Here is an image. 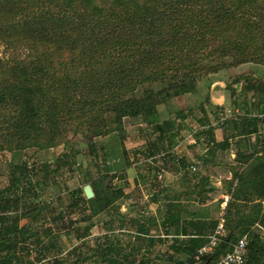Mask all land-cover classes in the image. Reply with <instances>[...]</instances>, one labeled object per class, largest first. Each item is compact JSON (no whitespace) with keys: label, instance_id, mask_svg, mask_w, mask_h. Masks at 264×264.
I'll use <instances>...</instances> for the list:
<instances>
[{"label":"trees","instance_id":"trees-1","mask_svg":"<svg viewBox=\"0 0 264 264\" xmlns=\"http://www.w3.org/2000/svg\"><path fill=\"white\" fill-rule=\"evenodd\" d=\"M0 46L5 49L0 54V151L12 153L11 184L0 191V253L6 252L0 264H19L15 248L22 241L33 239L39 252L49 249L33 220L49 208L40 191L63 199L54 178L64 166H74L83 153L78 165H87L89 155L97 169L85 182L92 185L93 198L80 186L68 203L53 210L55 220L65 222L63 228L79 241L91 233L93 217L125 194L103 182L110 176L126 181L132 167L125 119L142 116L159 134L157 141L168 136L172 142L179 126L174 119H161L159 105L195 92L207 73L243 64L255 70L245 91L262 100L256 103L258 114L249 110L244 116L237 108L231 121H222L240 135L224 214L229 233L212 252L201 253L220 219L203 229L204 212H197L191 221L195 229H184L177 257L165 264H195L196 258L215 264L245 234L244 264H264V231L256 228L264 230V0H0ZM235 98L239 104L242 97ZM183 112L178 111L182 120ZM202 123L198 136L204 134L213 146L202 157L207 162L222 144L215 128ZM71 132L87 134L83 151L74 147ZM254 133L249 151L247 136ZM28 148L37 149L32 160L23 153ZM194 179L188 200L205 202L209 178L198 173ZM12 192L20 195L11 201L4 194ZM79 209L92 215L73 217ZM23 218L29 220L26 225L20 224ZM139 229L147 227L141 223ZM109 237L98 242L97 251L109 264H125L117 258L120 243Z\"/></svg>","mask_w":264,"mask_h":264},{"label":"rangeland","instance_id":"rangeland-1","mask_svg":"<svg viewBox=\"0 0 264 264\" xmlns=\"http://www.w3.org/2000/svg\"><path fill=\"white\" fill-rule=\"evenodd\" d=\"M4 51V46H0V54L3 55ZM254 72L253 64H243L207 73L195 92L169 98L167 102L160 104L158 108L161 119H174L179 126L177 137L172 142L168 136L163 142L157 141L159 134L142 116L126 118L125 144L130 152L132 167L127 172L126 181L111 176L103 179L105 184L113 188L124 189L125 194L115 199V202L106 210L93 217L92 221L95 225L91 228V233L79 241L74 232L69 233V229L63 228L65 222L62 224L61 221L55 220L57 218L53 210L68 203L69 194L77 187L86 185L88 175L96 176L97 169L89 155L86 157L87 165H78L84 157L83 153L79 155L74 166H64L61 173L54 178L59 188H62L61 197L63 199L59 201L55 197L52 198L53 196L49 197L48 193L40 191L41 201L46 202L49 208L45 212L36 214L33 220L34 227L41 231L44 245H48L49 249L39 252V246H35L33 239L27 242L22 241L15 248L16 261L19 264H75V261L79 259L83 261V264H109L105 256H102L101 250L97 251L98 242H103L108 235L110 239L120 243V253L117 254V258L125 261V264H128V260L133 261L134 264H139L141 261L150 264H165L170 262L171 256L177 257L176 243L180 239H185L176 236L179 235L177 233H180V229H164L163 227V229H156L155 227L159 224L157 219L162 224L166 215L164 213L166 200L170 199L171 193L166 191L165 180L166 182L169 179L179 180L180 177L194 179L196 174H203L210 181L218 183L215 187L230 196L229 200H231L232 167L237 164H235L236 156L233 157V152L227 150L235 149L231 145H235L236 139L234 138L237 134L233 124L223 125L222 123L226 118L231 121L233 110L237 108L244 116L251 111L252 114H258L259 107L256 103L262 98L252 91H245L249 86V78ZM261 84V89H264V82ZM236 95L242 97L239 104L236 103ZM179 110L184 111L186 117L184 120L178 115ZM202 122L207 127H214V134L218 133L221 139L222 148H219L221 154L217 160L214 159L216 156L213 158L214 161L219 162L215 169L206 167V162H202V159L198 162V159L191 154L193 151L196 155L203 153L204 156L208 153V149H213V146L208 148V141L203 138L204 134L198 136L203 128ZM227 136L233 139L231 142L228 141V145H224L223 139ZM248 138L252 146L257 135L252 134ZM69 139H72L77 151H83V145L88 141L87 134L84 133L74 135L71 132ZM154 142L155 146H152ZM62 146L54 147L53 151L59 153ZM174 147L177 149L173 150ZM36 151V148H28L23 153L26 159L32 160L35 158ZM11 159L10 151H0V191L11 184ZM193 167L195 168L192 169ZM125 182L128 184L125 185ZM17 194L20 195V193L12 192L4 196L12 201L15 200ZM30 195L33 196V193L30 192ZM155 201L161 202L159 209L151 208ZM217 206L219 210L215 211L218 214L221 213V202ZM177 209L180 208L177 207ZM198 209L197 202L190 201L187 211L182 213L183 219H186L188 223L195 220ZM225 209L222 215L226 213ZM88 214H91L90 210L79 209L73 213V217L80 218ZM28 221L23 218L20 224L26 225ZM90 222L91 220H88L81 224L88 225ZM141 223L147 229H139ZM256 228L264 231L261 226H256ZM228 233L225 230L223 236ZM5 253V251L0 253V258ZM195 260V264L204 263L199 258Z\"/></svg>","mask_w":264,"mask_h":264},{"label":"crops","instance_id":"crops-1","mask_svg":"<svg viewBox=\"0 0 264 264\" xmlns=\"http://www.w3.org/2000/svg\"><path fill=\"white\" fill-rule=\"evenodd\" d=\"M251 135H248L247 137H249ZM203 138L206 139L205 137H203ZM215 138H216L217 142L220 143L221 139H220V136L218 135V133L215 134ZM232 139H233V137H230L229 142H231ZM234 139H236L235 145H231V146H234L233 148H235V149L227 150V151H232L233 152V154H232L233 157L236 156V153H237V151L239 149V146H240V141H239L240 135L236 136ZM247 142H248L247 149H249V151H251L252 146L249 143V138H248ZM220 147L222 148V146H220ZM219 148L215 149V156L216 157L215 158L214 157H210L208 159V161L205 164L206 167L214 168V169L216 167H218L219 162L214 161V159L217 160V157L221 154V150ZM191 154H192L193 157L198 159V162L200 161L199 159H202V157H203V155H202L203 153H197V155H196L192 151ZM209 160H211V162ZM202 162H203V159H202ZM235 164H237V162ZM196 182H197V180H195L193 178H187V177H180L179 180L169 179L167 182L165 180L164 184L167 187L166 191L168 193H171V194H170V199L166 200L167 202H166L165 210H164V213L166 215L164 216V220H163V222L161 224L159 222V219H157L159 224H156V226H155L156 229H158V228L159 229H163V228L164 229H180V234L176 235V236H181V237H183L184 229H195L192 226L191 221L188 223L186 221V219L185 220L183 219V214L182 213H183V211H187V209H188V206H189V203H190V200H188V191L191 189V187H193L196 184ZM215 186H218V183H215L213 180L212 181L209 180V183L207 185L208 191L206 192V197H207L206 201L202 202V203L197 202V204L199 205V209L197 210V212H200V211L202 212L203 211L204 215H205L199 221V222H201V224H202L201 228H203V229H212V227L210 225V221L221 219V216H222V213H223V209L226 208V205H227L226 202H225V199H226L227 195L222 193V191H220ZM223 198H225V199L222 200ZM219 202H221V207L222 208L220 207L221 208L220 209L221 213L217 214V211H215V210H219V208L217 206L219 204ZM160 204H161L160 201H155L152 204L151 208L155 207V208L159 209ZM161 207H162V205H161ZM177 207L180 208V209H177ZM155 214H156V211H155ZM172 217L175 218V221L173 220ZM195 219H197V218H195Z\"/></svg>","mask_w":264,"mask_h":264},{"label":"built area","instance_id":"built-area-1","mask_svg":"<svg viewBox=\"0 0 264 264\" xmlns=\"http://www.w3.org/2000/svg\"><path fill=\"white\" fill-rule=\"evenodd\" d=\"M237 113H239V110L234 109L232 116L236 115ZM176 149H177V147L173 148V150H176ZM194 168L195 167H193V169ZM229 199H230V196L227 195L226 199H225L226 204L228 203ZM224 222H225V218H224V214H223L221 219H220V223L217 226L214 234L210 236V242L208 243V245H206L204 248H202V250L200 251L201 253L211 251L213 249V247L216 246L218 244V242L221 240V237L224 235V231H225ZM248 244H249L248 235L245 234V235L241 236L232 245V249L228 253L222 255L215 264H244L245 259H246V255L248 252V249H247Z\"/></svg>","mask_w":264,"mask_h":264},{"label":"water","instance_id":"water-1","mask_svg":"<svg viewBox=\"0 0 264 264\" xmlns=\"http://www.w3.org/2000/svg\"><path fill=\"white\" fill-rule=\"evenodd\" d=\"M84 194L88 199H91L95 196V191L90 183H87L83 186ZM202 264H209V261H206Z\"/></svg>","mask_w":264,"mask_h":264}]
</instances>
